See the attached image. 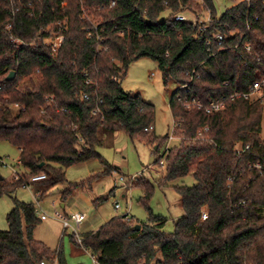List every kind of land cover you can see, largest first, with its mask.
Listing matches in <instances>:
<instances>
[{"label":"trees","instance_id":"16d2710c","mask_svg":"<svg viewBox=\"0 0 264 264\" xmlns=\"http://www.w3.org/2000/svg\"><path fill=\"white\" fill-rule=\"evenodd\" d=\"M201 1L211 21L200 30L173 20L185 12L198 17L190 10L194 0H0V142L18 149L23 172L22 180L0 184V197L43 173L46 179L34 184L42 197L65 182V169L101 158L102 131L144 139L154 152L166 144L167 135L154 134V107L121 88L134 61L156 62L165 86L187 85L168 101L181 138L162 155L166 175L159 182L194 179L191 187H175L183 216L165 234V219L145 204L153 185L139 182L147 222L114 217L82 238L99 264H264V174L247 167L264 158V104L238 98L212 114L182 104L246 92L264 76V0L234 3L220 17L213 0ZM47 27L63 36L56 53L10 42H30ZM10 72L15 76L6 80ZM204 128L203 140L196 139ZM245 145L250 149L237 156L235 148ZM36 212L33 203L15 201L8 229L0 231V264H40L54 256L63 264L60 252L33 238Z\"/></svg>","mask_w":264,"mask_h":264},{"label":"rangeland","instance_id":"374dc122","mask_svg":"<svg viewBox=\"0 0 264 264\" xmlns=\"http://www.w3.org/2000/svg\"><path fill=\"white\" fill-rule=\"evenodd\" d=\"M194 1L195 5L190 10L197 12L199 16L186 12L184 16L189 20L208 18L203 2ZM236 1L239 0H213L216 17H220ZM120 85L123 91L139 95L144 102L154 107L155 136H170L173 118L168 101L177 86L163 84L157 63L148 57L134 61L129 65ZM102 132L103 143L97 148L101 158L65 169V182L50 187L42 197L35 200L32 190L23 187L14 190L11 195L1 196L0 231L8 229L6 218L15 201L33 203L38 219L43 214L47 216V220H39L35 226L33 238L50 251L60 252L63 264H93V261L88 251L74 243L72 229L63 230L61 220L55 216L56 212L66 217L78 211L85 213L86 219L77 230L80 238H83L85 234L96 231L112 218L123 216L127 211L133 221L147 222L149 212L144 206L146 204L153 216L165 219L163 231L170 234L174 229V222L183 216L180 196L175 187H191L195 183L191 176H187L167 186L159 185L166 175L165 157H162L164 150L166 147L169 150L178 148L181 137L175 131L174 139L154 152V145L144 139H130L121 130ZM18 158L19 151L15 146L5 141L0 142V161L3 163L0 164V184L15 181L13 169L18 170ZM159 158L162 159V165L157 163ZM108 168H111L110 173H106ZM18 172L23 179V172ZM28 179H24L25 182ZM141 181L153 185V193L145 204L141 203L144 195L139 186ZM115 204L120 208L115 209ZM47 264L50 262L47 261Z\"/></svg>","mask_w":264,"mask_h":264},{"label":"built area","instance_id":"2783aa9c","mask_svg":"<svg viewBox=\"0 0 264 264\" xmlns=\"http://www.w3.org/2000/svg\"><path fill=\"white\" fill-rule=\"evenodd\" d=\"M240 1L250 2L252 0H239V1H236L235 3H238ZM114 5H115V2H112L110 6L112 7ZM173 20L177 21V22H190L191 26L194 29H200V30L203 28V25H205L211 21L209 14H208V18L199 19V20H197V19L189 20L186 16H184V14H176L173 17ZM8 28H10V26ZM88 30H89V32L87 34L90 36V29H88ZM216 38H217L218 42L223 41V37L221 35H217ZM10 42L13 44V46L15 48H20V47H31L32 48V47H36V46H45V47L49 48L53 53H56L59 51V49L62 46L63 36L57 32L52 31L50 27H47L45 29H42L36 35V37L30 42H23L21 40L15 39L13 37H10ZM207 44L209 45V43H207ZM246 49L249 50V47H246ZM177 89L186 90L187 85H181V86L177 87ZM83 98H86V95H83ZM238 98H242V99H245L248 101H258L260 104H264V76L261 77L259 80L253 82L249 86L248 91H246V92H234V93L230 94L229 96L224 95L221 97H216V98L209 100L207 103H202L199 100H196L195 98L192 97L190 99H184L182 101V104H183L184 108L187 110L191 109V108H196L197 110L204 111L206 114H212V113H217V112H220L221 110H223L225 108V104L228 100H235ZM178 100H180V98H178ZM49 101L51 104H54L52 97L49 98ZM15 106H17V105H15ZM58 110L61 113H67L68 112L64 108H58ZM206 131H207V128L200 130L197 133L196 139L203 140V134ZM173 139H174V125H173L171 135L168 136L167 143ZM249 149H250L249 145H245L244 147L237 146L235 148V153L237 156H239V155L247 152ZM168 150L169 149L166 147L163 155H166ZM0 164H3V163L0 161ZM160 164L162 165V161L160 162ZM247 167L249 169L253 170L254 172H256L258 175H263L264 174V158L258 159L252 163H249L247 165ZM13 174L15 177V181L22 180V177L19 174L18 170L13 169ZM45 179H46V175L43 173L33 175V176L29 177V179L26 182L23 183V188L32 189L35 183L41 182ZM120 180H123V178L120 177ZM232 181H233V179L229 178V180L227 182L228 187L232 184ZM122 186H124V183ZM114 207H115V209L120 208L118 204H115ZM55 216L61 220L62 225H63V230H66L68 228L72 229V236L74 239V243L79 245V246H82V238H80L79 234L77 233L78 232L77 230H78L79 226L86 219L85 213L78 211V212L72 213L69 217H66V216H62L56 212ZM123 217H125L126 219L130 218L128 211L123 215ZM46 218H47V216L44 214L40 216V220L44 221ZM206 218H207V213L205 211H203L202 215H201V220H206ZM92 261H93V264H99L98 261L93 257H92ZM49 262H50V264H58L56 257L52 258ZM40 264H47V262L42 261Z\"/></svg>","mask_w":264,"mask_h":264},{"label":"water","instance_id":"95a60500","mask_svg":"<svg viewBox=\"0 0 264 264\" xmlns=\"http://www.w3.org/2000/svg\"><path fill=\"white\" fill-rule=\"evenodd\" d=\"M14 76H15V73L10 72L9 75L7 76L6 80H12L14 78ZM42 165H43V163L40 164V166H42ZM0 180H1V178H0ZM139 228H140L139 224L135 225V227H134L135 230H139Z\"/></svg>","mask_w":264,"mask_h":264},{"label":"crops","instance_id":"0c3cea01","mask_svg":"<svg viewBox=\"0 0 264 264\" xmlns=\"http://www.w3.org/2000/svg\"><path fill=\"white\" fill-rule=\"evenodd\" d=\"M31 190H32V193H33L34 199L37 200V198H36V194L34 193V187H33ZM62 206H64V204H63ZM62 216H64V215H62ZM45 220H47V218H46ZM92 232H93V231H92Z\"/></svg>","mask_w":264,"mask_h":264}]
</instances>
